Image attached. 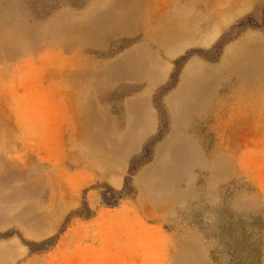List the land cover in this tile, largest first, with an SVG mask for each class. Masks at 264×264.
<instances>
[{
	"label": "rangeland",
	"instance_id": "374dc122",
	"mask_svg": "<svg viewBox=\"0 0 264 264\" xmlns=\"http://www.w3.org/2000/svg\"><path fill=\"white\" fill-rule=\"evenodd\" d=\"M0 264H264V0H0Z\"/></svg>",
	"mask_w": 264,
	"mask_h": 264
},
{
	"label": "trees",
	"instance_id": "16d2710c",
	"mask_svg": "<svg viewBox=\"0 0 264 264\" xmlns=\"http://www.w3.org/2000/svg\"><path fill=\"white\" fill-rule=\"evenodd\" d=\"M135 173V170L132 169V168H129L128 170V175H129V178L128 179H125V186L128 184V182L130 181V177Z\"/></svg>",
	"mask_w": 264,
	"mask_h": 264
},
{
	"label": "bare ground",
	"instance_id": "6f19581e",
	"mask_svg": "<svg viewBox=\"0 0 264 264\" xmlns=\"http://www.w3.org/2000/svg\"><path fill=\"white\" fill-rule=\"evenodd\" d=\"M165 13V12H164ZM167 15V14H166ZM174 16V15H173ZM169 19V18H168ZM167 22V21H166ZM119 104V103H118ZM121 107V106H120ZM118 108V107H117ZM100 165H102L101 163H99V162H97L96 164H95V166H100ZM39 179V178H38ZM118 184H119V181H118ZM164 254V253H163ZM162 255V254H161Z\"/></svg>",
	"mask_w": 264,
	"mask_h": 264
}]
</instances>
